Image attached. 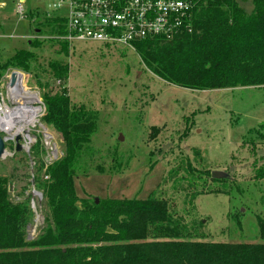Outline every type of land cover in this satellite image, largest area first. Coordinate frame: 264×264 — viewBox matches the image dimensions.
<instances>
[{"label": "rangeland", "instance_id": "obj_1", "mask_svg": "<svg viewBox=\"0 0 264 264\" xmlns=\"http://www.w3.org/2000/svg\"><path fill=\"white\" fill-rule=\"evenodd\" d=\"M54 1L0 0V64L20 49L34 53L30 72L9 69L0 77V101L17 106L9 100L8 83L10 73L19 71L41 102L48 88L65 86L71 104L88 114L93 130L74 178L78 197L145 199L153 193L167 202L171 224L185 240L264 243V178L256 176L264 169V86L181 88L154 76L135 50L121 45L72 41L64 55L58 35L43 24L45 17L64 15L51 10ZM238 2L251 8L250 0ZM34 41L38 46L30 47ZM53 61L68 64L64 84L52 77ZM28 132L34 140L28 150L16 152L11 142L5 144L0 175L13 174L11 200H21L23 190L29 197L33 216L27 238L32 239L45 211L32 181L64 148L60 133L39 118ZM37 140L43 152L33 159ZM212 171L227 177L214 180ZM156 234L150 230L149 237Z\"/></svg>", "mask_w": 264, "mask_h": 264}, {"label": "trees", "instance_id": "obj_2", "mask_svg": "<svg viewBox=\"0 0 264 264\" xmlns=\"http://www.w3.org/2000/svg\"><path fill=\"white\" fill-rule=\"evenodd\" d=\"M192 1L191 33L134 43L143 66L164 82L190 90L264 86V0H250L249 10L238 0ZM43 24L58 36L65 34L62 18L45 17ZM59 43L67 55L68 43ZM31 44L38 46V41ZM33 59L30 49L17 50L0 64V77L9 69L30 72ZM49 70L57 82L68 78L67 63L50 62ZM42 101L40 121L60 133L63 156L32 181L45 205L43 223L32 239L27 238L30 199L23 190L21 200H11L13 174L0 175V264H264V243L183 239L171 224L167 202L153 193L98 203L78 197L74 178L93 122L71 104L65 86L48 88ZM42 145L37 140L29 156L43 152ZM256 176L264 178V169ZM150 230L157 234L149 237Z\"/></svg>", "mask_w": 264, "mask_h": 264}, {"label": "built area", "instance_id": "obj_3", "mask_svg": "<svg viewBox=\"0 0 264 264\" xmlns=\"http://www.w3.org/2000/svg\"><path fill=\"white\" fill-rule=\"evenodd\" d=\"M49 7L51 10H64V15L57 17L65 21V34L57 38L67 43L93 41L135 50L134 43L137 41L152 37L171 39L193 30L192 0H55ZM18 9L21 13L20 7ZM14 72L19 71H12L10 75ZM34 106L39 108L37 120L27 129L34 127L45 112L43 101L38 100ZM8 135L1 136L4 145L11 142L14 148L15 138L19 136L21 139L23 134ZM20 139V146L28 150L31 142L27 139L20 143Z\"/></svg>", "mask_w": 264, "mask_h": 264}, {"label": "bare ground", "instance_id": "obj_4", "mask_svg": "<svg viewBox=\"0 0 264 264\" xmlns=\"http://www.w3.org/2000/svg\"><path fill=\"white\" fill-rule=\"evenodd\" d=\"M24 83L23 73L14 72L10 75L9 100L16 103L17 106L10 108L0 101V129L12 135L26 134L28 141L33 142V137L30 136L27 126L37 120L36 113L39 108L34 104L39 100V97L36 92L26 88Z\"/></svg>", "mask_w": 264, "mask_h": 264}, {"label": "water", "instance_id": "obj_5", "mask_svg": "<svg viewBox=\"0 0 264 264\" xmlns=\"http://www.w3.org/2000/svg\"><path fill=\"white\" fill-rule=\"evenodd\" d=\"M19 139H20V137L19 136H17L16 138H15V143H16V146H15V151L16 152H19L20 150H21V146H20V144H19ZM4 154H5V145H4V140H3V138L1 137V135H0V159L1 158H3L4 157ZM211 177L213 178V179H222V178H226L227 177V174L226 173H224V172H221V171H212L211 172ZM33 195H41V193H39V192H37V191H33ZM94 200H95V203H98V198H94Z\"/></svg>", "mask_w": 264, "mask_h": 264}]
</instances>
